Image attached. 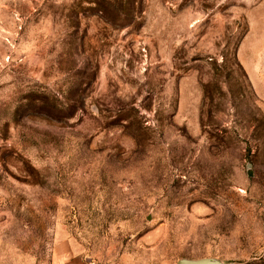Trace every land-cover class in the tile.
I'll return each mask as SVG.
<instances>
[{"label": "rangeland", "instance_id": "rangeland-1", "mask_svg": "<svg viewBox=\"0 0 264 264\" xmlns=\"http://www.w3.org/2000/svg\"><path fill=\"white\" fill-rule=\"evenodd\" d=\"M264 264V0H0V264Z\"/></svg>", "mask_w": 264, "mask_h": 264}, {"label": "crops", "instance_id": "crops-1", "mask_svg": "<svg viewBox=\"0 0 264 264\" xmlns=\"http://www.w3.org/2000/svg\"><path fill=\"white\" fill-rule=\"evenodd\" d=\"M52 264H87L68 245L60 244L54 250Z\"/></svg>", "mask_w": 264, "mask_h": 264}, {"label": "water", "instance_id": "water-1", "mask_svg": "<svg viewBox=\"0 0 264 264\" xmlns=\"http://www.w3.org/2000/svg\"><path fill=\"white\" fill-rule=\"evenodd\" d=\"M177 264H226L223 261L214 258H202V259H181Z\"/></svg>", "mask_w": 264, "mask_h": 264}]
</instances>
